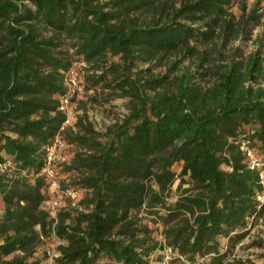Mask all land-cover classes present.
Instances as JSON below:
<instances>
[{"label":"trees","instance_id":"1","mask_svg":"<svg viewBox=\"0 0 264 264\" xmlns=\"http://www.w3.org/2000/svg\"><path fill=\"white\" fill-rule=\"evenodd\" d=\"M261 2L0 0V264H42L53 223L42 170L56 137L76 147L56 178L85 212L57 213L54 264H160L166 249L189 264L227 260L264 213L240 149L264 154V40L223 51L250 40ZM72 68L82 94L111 75L127 114L103 132L82 118L61 130L60 101L80 94H68Z\"/></svg>","mask_w":264,"mask_h":264},{"label":"rangeland","instance_id":"2","mask_svg":"<svg viewBox=\"0 0 264 264\" xmlns=\"http://www.w3.org/2000/svg\"><path fill=\"white\" fill-rule=\"evenodd\" d=\"M97 2H104L107 0H95ZM255 0H247L248 6H251ZM264 5V0L261 2V6ZM232 12L236 15L239 14L237 5L232 8ZM256 38H262L264 40V17L261 18L258 25L253 27L250 40L243 41L238 40L227 45L223 51V54H227L234 48H240L243 52H248L255 47L253 40ZM214 56V55H213ZM171 59L173 57H170ZM110 64H119L120 59L118 57H111L109 59ZM188 63V62H187ZM185 63V64H187ZM149 64L144 62H137L134 70L146 69ZM163 63L158 67L151 68L153 74L163 73L165 70ZM193 68V67H192ZM112 80V76L109 75L104 84L99 85L96 89H90L88 92L77 96L76 100L69 107L68 111L71 117V123H76L78 119L82 118L86 122H89L92 127L97 131H104L108 126L112 125L118 119L123 118L128 112V99L118 97L115 91V81L109 83ZM73 129L76 130V126L73 125ZM76 152V147L71 145L63 149V153L67 158H70ZM180 164H175L172 170L176 175L180 172ZM50 194V198H51ZM49 198V199H50ZM224 242L227 240H223ZM262 241V242H260ZM264 213L262 217L249 226L247 235L238 243L228 245V256L224 264H237V262H245L246 264H264ZM48 249L57 253V245L51 239H47L44 244L38 250L36 257L42 260V264H48L46 257H43V249ZM164 252L161 251V254Z\"/></svg>","mask_w":264,"mask_h":264},{"label":"built area","instance_id":"3","mask_svg":"<svg viewBox=\"0 0 264 264\" xmlns=\"http://www.w3.org/2000/svg\"><path fill=\"white\" fill-rule=\"evenodd\" d=\"M82 67H84V64L82 63L77 65V68H82ZM65 82L68 88V94L71 97L77 96L81 92L79 86V72L77 71L76 68H72L67 72ZM71 105L72 103L69 97H64L60 101L59 110L64 112L66 116V120L63 126L61 127V130H63L64 127L71 122V117L68 111ZM66 147L67 146L61 141L59 137H56L51 145L45 147V164L42 170V173L45 176V180L49 185L48 191L52 196L50 199L43 202L42 208L49 213L50 217L53 220V223H52V231L49 235V238L45 239L42 236H40V239L42 241L51 239L55 242L57 246L62 244V241H60L55 236L53 227L57 222V213L59 212V210L62 208H69L79 212H85V210L78 204V200H79L78 192L73 188H61L59 185V181L56 178L57 176L56 166L59 162L63 161L62 151ZM240 149L245 152L248 168L258 173L259 183L261 184L262 187H264V154L256 156L253 153V151L245 145L241 146ZM256 199L260 203L259 207L261 205H264V194L258 195ZM223 249L224 250L227 249L226 241L224 242ZM44 251L46 252L47 255L46 259L48 264H54V259L58 257V253H54L53 251H50L46 248L44 249ZM163 252H164L163 253L164 258L160 264H169V262L175 260V258L177 261H175L174 264H189L184 258L180 256L173 257L170 254L169 249L163 250Z\"/></svg>","mask_w":264,"mask_h":264}]
</instances>
